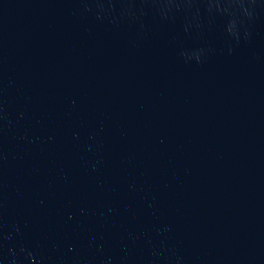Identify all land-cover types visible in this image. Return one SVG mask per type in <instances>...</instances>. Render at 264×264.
Segmentation results:
<instances>
[{"label": "water", "instance_id": "1", "mask_svg": "<svg viewBox=\"0 0 264 264\" xmlns=\"http://www.w3.org/2000/svg\"><path fill=\"white\" fill-rule=\"evenodd\" d=\"M0 264H264V0H0Z\"/></svg>", "mask_w": 264, "mask_h": 264}]
</instances>
